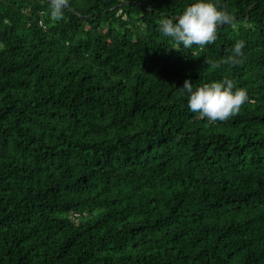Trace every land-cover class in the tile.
<instances>
[{
  "label": "trees",
  "instance_id": "trees-1",
  "mask_svg": "<svg viewBox=\"0 0 264 264\" xmlns=\"http://www.w3.org/2000/svg\"><path fill=\"white\" fill-rule=\"evenodd\" d=\"M190 2L0 0V264H264V0L187 52ZM225 79L235 115L188 110Z\"/></svg>",
  "mask_w": 264,
  "mask_h": 264
},
{
  "label": "clouds",
  "instance_id": "clouds-1",
  "mask_svg": "<svg viewBox=\"0 0 264 264\" xmlns=\"http://www.w3.org/2000/svg\"><path fill=\"white\" fill-rule=\"evenodd\" d=\"M68 4L69 0H50L52 18L62 19ZM233 20L234 17L217 0H191L179 15L161 19L159 31L163 37L191 52L194 46L203 48L214 44L219 26L231 25ZM244 48V42L235 43L232 49L233 63L243 60ZM171 49L178 50L176 47ZM181 88L187 99L188 110L211 122L228 120L248 100L247 91L236 87L230 79L201 86H194L191 80H186Z\"/></svg>",
  "mask_w": 264,
  "mask_h": 264
}]
</instances>
